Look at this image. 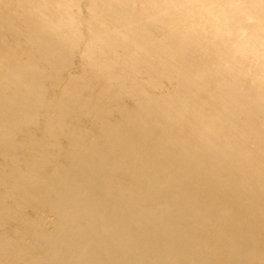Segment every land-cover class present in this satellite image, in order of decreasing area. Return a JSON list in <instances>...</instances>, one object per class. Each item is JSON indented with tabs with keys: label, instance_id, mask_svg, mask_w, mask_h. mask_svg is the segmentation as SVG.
I'll return each instance as SVG.
<instances>
[{
	"label": "bare ground",
	"instance_id": "bare-ground-1",
	"mask_svg": "<svg viewBox=\"0 0 264 264\" xmlns=\"http://www.w3.org/2000/svg\"><path fill=\"white\" fill-rule=\"evenodd\" d=\"M0 264H264V0H0Z\"/></svg>",
	"mask_w": 264,
	"mask_h": 264
}]
</instances>
